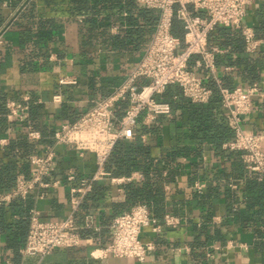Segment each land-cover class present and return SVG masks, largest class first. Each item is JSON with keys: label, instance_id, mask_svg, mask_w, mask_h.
Segmentation results:
<instances>
[{"label": "crops", "instance_id": "0c3cea01", "mask_svg": "<svg viewBox=\"0 0 264 264\" xmlns=\"http://www.w3.org/2000/svg\"><path fill=\"white\" fill-rule=\"evenodd\" d=\"M142 6L154 16V11L158 12ZM100 7L97 11L91 0L85 12L72 0H21L15 7L4 5L7 18L0 43V168L7 167L14 179L19 173H28L26 156L53 143L56 128L73 121L96 99L109 93L150 41L156 18L148 22L138 10H128L127 6L112 10ZM108 13L112 16L107 17ZM243 23L253 27L257 37H264V0H249ZM116 37L121 40L114 44ZM208 45L219 48L215 54L216 74L224 85L245 86L264 78V43L249 52L238 29L217 25L209 34ZM197 57L192 56L191 62ZM61 76H73L76 81L60 85ZM177 87L168 88L174 93L170 114L159 116L150 125L139 121L133 128V138L127 140L141 139L140 135L145 134L141 141L148 147L147 154H139L138 159H151L161 172L159 178L152 170L149 172L150 179L164 191L161 216L171 212L182 216V223L164 226L155 234L145 228L142 238L151 239L155 248L142 261L92 255L100 253L99 249L111 239V223L120 213L117 204L126 198V185L144 176L138 166L127 173L105 167L110 174L94 182L76 216L79 224L86 214L92 217L91 227L82 230V244L45 255L21 254L31 209H36L42 219L66 217L70 210L66 172L72 169L77 177H88L96 170L93 153L79 154L72 145L59 144L56 166L45 180L58 178L60 184L36 187L26 198L0 206V264H264V237L258 238L255 233L264 231V221L252 224L239 216V210L251 213L250 200L257 192L247 183L252 173L242 163L239 151L222 146L234 132L226 122L220 98L215 94L207 102L194 103L180 95ZM57 91L62 100L54 102L52 96ZM23 94L31 98L29 123L40 131V139H28L24 124L9 121L4 115L5 102L21 99ZM199 108L211 110L215 123L230 129L232 136L220 143L201 131L196 136L192 111ZM160 119L162 123L152 131ZM140 126L146 129L137 131ZM244 127L264 132V93L252 96ZM127 176L131 179L112 180ZM22 235L24 240L20 241ZM228 239H233V244L226 247Z\"/></svg>", "mask_w": 264, "mask_h": 264}, {"label": "built area", "instance_id": "2783aa9c", "mask_svg": "<svg viewBox=\"0 0 264 264\" xmlns=\"http://www.w3.org/2000/svg\"><path fill=\"white\" fill-rule=\"evenodd\" d=\"M136 1L158 10L154 32L141 57L109 93L96 99L73 121L63 122L56 128L53 143L45 144L41 151H31L26 156L28 173H19L11 188L0 191L2 206L15 198H26L36 187L60 184L58 178L51 182L45 180L56 166V145L70 144L79 154L90 152L94 155L96 170L91 176L77 177L72 169L66 172L70 195V210L66 217L42 219L36 209H31L27 236L20 249L23 255H45L54 249L82 244V230L92 225L89 214L84 216L82 223L76 221L84 196L93 189L97 179L110 174L105 163L119 140L132 139L135 134L133 128L139 121L150 125L159 116L170 114V102L157 98L169 85H177L180 95L194 103L207 102L217 94L225 111L226 122L234 132L233 137L224 141L222 146L239 151L246 169L258 180H264V132L244 127L251 110L252 96L264 93V78L245 86L224 85L216 74L215 54L219 48L208 45L210 32L217 25H223L240 31L247 51L254 52L260 48L264 37H257L253 27L243 23L249 0ZM174 17L182 22V38L172 33ZM83 18L84 15L79 17L80 20ZM1 28L0 43L3 41V26ZM194 55L198 57L191 62ZM198 70L203 72L199 73ZM210 78L213 87L208 84ZM58 81L63 85L76 79L61 76ZM174 97L178 98V95ZM52 100L61 101V92L54 93ZM30 101L27 94H23L21 99H8L4 115L9 121L23 123L28 139H40V131L29 123ZM140 136L142 140L145 139L144 133ZM130 179V176L112 177V180L119 182ZM196 187L200 188L201 185L197 184ZM183 220L182 216L171 212L157 216L145 202H137L113 217L110 241L99 249L100 253L92 252V255L142 261L155 248L151 239L142 238L144 229L148 228L153 234L160 233L164 226L176 227ZM232 244L233 239H228L224 246ZM186 249L189 250V247L186 246Z\"/></svg>", "mask_w": 264, "mask_h": 264}, {"label": "trees", "instance_id": "16d2710c", "mask_svg": "<svg viewBox=\"0 0 264 264\" xmlns=\"http://www.w3.org/2000/svg\"><path fill=\"white\" fill-rule=\"evenodd\" d=\"M21 0H0V28L5 23V20L7 18V15L3 9L4 3H6L9 7H15ZM76 4L79 5V9H81V12H85V9L87 8V2L89 0H72ZM93 1V5L95 6V9L101 8L100 6H106L105 9H114L115 7L119 6H127L128 10L136 9L138 10L140 16H142L144 19H146L148 22H152L153 19L158 18V12H155V16L153 15L152 11L146 9L143 5V3H140L141 5L137 4L136 0H91ZM102 2V4H100ZM110 13V12H109ZM107 15V17H111L112 13ZM154 16V18H153ZM104 21V20H103ZM102 22V21H101ZM105 23L102 24L104 27ZM103 31V30H102ZM105 31V30H104ZM103 31V32H104ZM183 25L182 22L177 19L176 17L173 18L172 22V33L183 37ZM124 36H129L124 35ZM121 39L119 37H116L112 40V43L115 44V42L120 41ZM210 86H214L213 83L208 82ZM171 86V85H169ZM169 86L166 88V90L157 96L158 99L167 100L172 104L171 101V95L174 94L172 91L168 90ZM178 88V87H177ZM178 91V90H177ZM121 113V112H119ZM192 119H193V128H195L194 134L197 136L198 131H201L203 135H207L210 138L214 139L216 142L220 143L222 140L229 139L232 136V133L230 129L224 126H220L217 123H215L214 118L212 117V111L209 109H194L192 111ZM162 123V119H160L159 122H157V125L152 126V131H156L159 127V125ZM146 129L145 126H140V128L137 129V131H144ZM213 131L214 134L210 133L209 131ZM139 131V132H140ZM211 134V135H209ZM148 147L145 145L144 142L141 141L140 138L135 139L134 141H128V140H119L117 144L115 145L110 157L107 159L105 163V167L109 170H113L114 172H129L133 167L138 166L142 172L144 173V176L141 180L137 182H129L126 185V198L117 204L119 207L120 213L124 210L129 209L132 205H134L137 202H145L152 213H154L157 216H161V213L164 211V191L162 189V186L157 183L153 182L149 177V172L152 170L156 177H160L161 172L159 171V168L157 167V163L152 161L151 159H147L146 157L142 159V157H139V154L145 155L147 154ZM111 168V169H110ZM173 172V171H171ZM7 173V174H6ZM6 174V175H5ZM14 175L8 174V168L7 167H1L0 168V191L8 190L14 185ZM247 183L249 184L250 189L257 192L255 196L251 198L250 202V212L246 213L245 211L239 210V216L242 220L246 221L251 220L252 224H256V222L264 221V180H258L253 174L248 178ZM13 199L11 202L14 204ZM27 215V211L25 212ZM30 216V214H29ZM26 226L24 223L22 225ZM29 226V225H28ZM256 235L258 238L264 237V231L262 230H256ZM24 240V237L22 235L20 241ZM261 240V239H260ZM263 242V241H261Z\"/></svg>", "mask_w": 264, "mask_h": 264}]
</instances>
